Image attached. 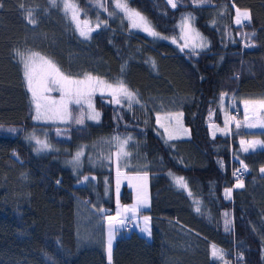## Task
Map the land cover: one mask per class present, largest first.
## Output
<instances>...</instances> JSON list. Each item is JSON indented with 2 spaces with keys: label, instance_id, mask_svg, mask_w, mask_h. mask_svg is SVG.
<instances>
[{
  "label": "trees",
  "instance_id": "obj_1",
  "mask_svg": "<svg viewBox=\"0 0 264 264\" xmlns=\"http://www.w3.org/2000/svg\"><path fill=\"white\" fill-rule=\"evenodd\" d=\"M65 2L92 29L88 38ZM126 2L157 36L133 30L116 0H0V264H108L103 211L115 212L116 159L122 172L150 178L143 215L152 237L124 224L113 264H264V149L240 147L244 139L264 145V131L236 126L244 120L241 103L264 100V0ZM237 9L251 20L236 26ZM186 20L205 41L202 50L183 46ZM33 53L75 79L122 81L134 99L114 104L95 95L91 110L70 103L63 124L34 119L23 64ZM223 96L235 124L221 134ZM96 112L99 119H91ZM175 114L188 137L166 139L158 118ZM39 134L49 148L37 151ZM114 137H131L128 155L117 158ZM238 181L242 189L233 188ZM122 202H133L127 186ZM213 246L222 256L212 255Z\"/></svg>",
  "mask_w": 264,
  "mask_h": 264
},
{
  "label": "snow or ice",
  "instance_id": "obj_2",
  "mask_svg": "<svg viewBox=\"0 0 264 264\" xmlns=\"http://www.w3.org/2000/svg\"><path fill=\"white\" fill-rule=\"evenodd\" d=\"M55 2V0H53ZM203 2V0H201ZM168 3L172 5V7H176V4L174 0H168ZM103 7V5H101ZM66 10H71L72 13V19L76 21L77 28L80 31V35L88 38L89 33L92 31L91 28H88L87 31L84 30V28L81 27L80 21L78 20L79 11L76 7V5L65 2L64 5ZM115 7L123 10L127 16V18L132 22L133 27H142L145 32H148L152 36H157L158 33H156L151 26L149 25L148 21L145 17H143L139 12L131 9L128 7V4L126 0H116ZM31 14L29 13V16ZM250 19V13L245 10L241 12L239 9H237V18L236 23L240 24L242 20H249ZM30 23H35L34 20H29ZM87 24V21L84 22ZM99 27V24L97 25ZM203 46V45H200ZM21 56L23 59L22 53H17ZM38 58V59H37ZM24 64V76L27 83L28 91L31 93L32 100L35 104V110H36V116L34 119H67L70 117V113L68 111V105L70 103L75 104H81V102H85L88 104L89 108H92V96L95 92L100 91L103 92L105 89L110 90L111 94L115 98L118 95H122L125 98H127L129 101L134 99V93L130 92L126 86L123 84L122 81L118 82L116 86L106 83L104 80L94 77L91 74H85L83 78L81 79H75L71 77L70 75H66L64 72L60 70L59 67L55 63H53L51 60H48L42 56H40L38 53H33L31 56L28 57V59L23 60ZM53 91H58L60 93L59 99H55L48 95L49 93ZM116 103H120L119 99H116ZM245 105L248 104H259V107L261 109H264V100H261L259 102L254 101H244ZM99 113L96 112L94 115H92L91 119H99ZM234 120L235 117H232ZM249 117L245 115V121H248ZM77 123H82L83 120L81 118H78L76 120ZM159 122V121H158ZM237 127L240 126V122L236 121ZM248 127H255V124L249 123L247 124ZM261 127H264V123L260 124ZM163 127V125H161ZM11 131H15L12 129ZM167 131V129H165ZM34 138V137H33ZM172 136L169 135V139H171ZM115 140L119 142V150L116 153L117 158H119L121 155H128L127 152L124 151V147L127 144V140L131 139V137H128L127 139L120 141L119 137H114ZM37 145L40 147L37 149V151L47 149L50 147L45 141H41L39 139H36ZM258 142H248L247 146H244L246 144L245 141H241L242 150L244 152H248L250 148L255 147V144ZM82 153H77L76 157L74 158L73 163H79V157ZM242 167L246 170L247 165L241 161ZM239 171V170H237ZM261 172H264V168L260 169ZM236 173H234L235 175ZM129 180V183L132 184V186L137 191V198L136 203L132 205L131 207H125L123 213L120 211H117L115 216H108L107 221L109 225V232H108V242H107V253H108V260L109 264H111V258H112V240L114 238V226L115 225H124L125 220L128 219L127 213H132V218L134 219L136 217V213L140 207H146L148 203L147 199V192H146V181H147V175L145 174L143 177H126ZM85 180L88 179V177H84ZM176 183L180 187H186V183L184 182L183 177H176ZM143 180L144 183H132L133 181H139ZM118 187L117 191L119 190V181L117 182ZM237 188L244 187V184L242 181H238V183L235 185ZM232 192V189H226V193L230 197V194ZM103 211V209H101ZM197 211H199V208H197ZM144 227L141 229V231L151 234L150 228H149V220L150 218L148 216H144L143 218ZM230 223V221H225L226 226ZM213 256L221 255L222 253L220 250L216 249L215 246H213Z\"/></svg>",
  "mask_w": 264,
  "mask_h": 264
},
{
  "label": "rangeland",
  "instance_id": "obj_3",
  "mask_svg": "<svg viewBox=\"0 0 264 264\" xmlns=\"http://www.w3.org/2000/svg\"><path fill=\"white\" fill-rule=\"evenodd\" d=\"M168 1V0H167ZM171 5V4H170ZM172 6V5H171ZM241 12L245 11V10H240ZM248 11V10H247ZM250 13V11H248ZM236 18L237 15L235 16L234 19V24L236 26H242L244 23H247L251 20V13H250V19L249 20H242V22L240 24L236 23ZM132 25V23H131ZM133 30L135 29V31L137 32H142V33H147L143 30L142 27H133ZM87 29V27L85 28ZM182 33H181V42L183 43V46L185 48H187V50H194V51H198V50H202L203 47H205L206 43L205 41L200 37V35L197 33V31L195 30L192 22L190 20H186L183 25H182V29H181ZM203 45V46H200ZM38 59V58H37ZM53 93H59L58 91H53L51 93H49L48 95H51V97L53 96ZM60 94V93H59ZM104 96V97H109L112 98L113 103L114 104H118L116 103V99H119L122 97V95H118L115 98L113 97V95L111 94L110 90L105 89L103 92L97 91L93 94L94 96ZM125 99V97H124ZM259 102V101H258ZM230 98L223 96L222 100L219 104V110L221 111V114L223 116V120L225 123V126L220 127L218 126V128L222 131L220 132L221 134H224L227 132V130L230 128L229 126H231L232 124H235L234 121L232 119L233 117V113L230 111ZM75 104V103H74ZM76 106H83V108H86L87 110H91V108L88 107V104L85 102H81V104H75ZM240 107L242 108L243 114L242 117L240 119H244L240 122V127L246 129V130H261L264 131V127H261L260 124L264 123V109H261L259 107V104H248L247 106L244 103L240 104ZM80 108V107H79ZM93 108V107H92ZM238 110V109H237ZM84 111V110H83ZM70 113V112H69ZM233 114V115H231ZM245 115H247L249 117L248 121H245ZM80 116V115H79ZM214 115H210V118L213 120ZM159 122H158V127H160V129L163 131L164 133V137L166 139H169V135L172 136L171 139H182V138H186L188 137V129L184 126L183 124V116L181 114H175V115H171L169 117H159L158 118ZM44 120L48 123H52L55 122V124H63L64 120L61 119H46L44 118ZM166 120H171L172 122L166 123ZM252 123L255 124V127H248L247 124ZM227 124V125H226ZM161 125H163V127H161ZM228 126V127H227ZM237 126V125H236ZM211 128L213 130V125H211ZM165 129H167V131H165ZM216 130V129H215ZM219 131V130H218ZM41 134H45V133H41ZM62 133H58V136H61ZM41 135H38V138L40 140ZM170 139V140H171ZM34 141L36 142L35 138ZM242 141V140H241ZM241 141H240V147H241V151L243 153H250V152H256V151H260L264 149V145L261 143V141L259 140H255V139H244L243 141L246 142V144L244 146H247L248 142H258L255 144L254 149L250 148L248 152H244L242 150V145H241ZM37 144V143H36ZM40 146L37 145V148H39ZM264 168V167H262ZM114 174H115V212L114 213H110V212H106L105 210L103 211L104 214V220L106 223V243L108 242V232H109V225H108V221H107V217L108 216H115L117 211H120L123 213L124 208L125 207H131L132 205H134L136 203V198H137V191L136 189L132 186V184L129 183V180L126 177H143L145 174H140V175H130V174H126L124 172H122L119 169L118 166V162L117 159L115 160V165H114ZM147 175V174H146ZM260 175L264 176V172L260 171ZM147 178H149V176L147 175ZM149 180V179H148ZM119 181V190L117 191V187L118 184L117 182ZM244 184V181H242ZM132 183H144L142 180L139 181H133ZM127 186V188L132 192L133 195V202L130 204H125L122 202V195H123V189L124 187ZM146 192H147V199L149 200L150 198V180H149V184L146 186ZM243 188V187H242ZM242 188H238V189H242ZM148 204V203H147ZM148 208H143L140 207L136 213V217L133 219L132 218V213L128 212L126 215L128 217L127 220H130L133 224V228L132 231H136L138 232L141 236L145 237L146 239L150 240L151 239V234L149 235L146 232L141 231V229L144 227V223H143V217L145 215H143V211L144 209H149L150 208V204H148L147 206ZM150 223V222H149ZM150 228V225H148ZM124 230V225H115L114 226V238L112 240V258H111V264H113V249L115 247L116 241L119 237V233L121 231ZM151 232V229H150ZM127 234H130L129 232H126ZM242 257H240V259H236L241 260ZM107 263L109 264V260H108V253H107Z\"/></svg>",
  "mask_w": 264,
  "mask_h": 264
},
{
  "label": "crops",
  "instance_id": "obj_4",
  "mask_svg": "<svg viewBox=\"0 0 264 264\" xmlns=\"http://www.w3.org/2000/svg\"><path fill=\"white\" fill-rule=\"evenodd\" d=\"M69 119H70V118H69ZM40 140H41V141H45V142L48 144V141H47V138H46V137L41 136V137H40ZM148 179L150 180V178H147L146 186L149 184V180H148ZM142 181H143V180H142ZM143 182H144V181H143ZM237 183H238V182H236V184H237ZM236 184H234V187H233L234 189H238L237 187H235ZM146 188H147V187H146ZM148 204H150V198H149V200H148ZM148 204H147V206H148ZM147 206H146V207H143V208H148ZM146 210H148V209H144V211H146ZM149 222H150L149 225H150V229H151V220H149ZM151 237H152V235H151Z\"/></svg>",
  "mask_w": 264,
  "mask_h": 264
},
{
  "label": "built area",
  "instance_id": "obj_5",
  "mask_svg": "<svg viewBox=\"0 0 264 264\" xmlns=\"http://www.w3.org/2000/svg\"><path fill=\"white\" fill-rule=\"evenodd\" d=\"M239 179H240V180H244V179H245V174H244L243 172H241V173L239 174ZM131 228H132V222H131V221H126V222H125V229H126L127 231H130Z\"/></svg>",
  "mask_w": 264,
  "mask_h": 264
}]
</instances>
